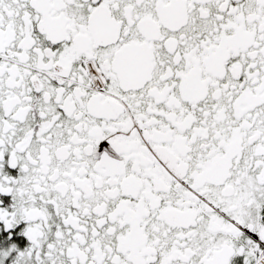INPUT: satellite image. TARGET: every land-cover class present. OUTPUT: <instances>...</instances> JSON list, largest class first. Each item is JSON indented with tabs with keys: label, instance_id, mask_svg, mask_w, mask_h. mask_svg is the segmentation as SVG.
Returning <instances> with one entry per match:
<instances>
[{
	"label": "snow or ice",
	"instance_id": "snow-or-ice-1",
	"mask_svg": "<svg viewBox=\"0 0 264 264\" xmlns=\"http://www.w3.org/2000/svg\"><path fill=\"white\" fill-rule=\"evenodd\" d=\"M0 264H264V0H0Z\"/></svg>",
	"mask_w": 264,
	"mask_h": 264
}]
</instances>
